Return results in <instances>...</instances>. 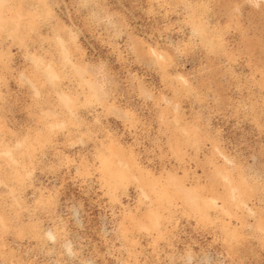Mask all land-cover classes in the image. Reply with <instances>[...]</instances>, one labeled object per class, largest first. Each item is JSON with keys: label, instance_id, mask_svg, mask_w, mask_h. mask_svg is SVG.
Instances as JSON below:
<instances>
[{"label": "rangeland", "instance_id": "rangeland-1", "mask_svg": "<svg viewBox=\"0 0 264 264\" xmlns=\"http://www.w3.org/2000/svg\"><path fill=\"white\" fill-rule=\"evenodd\" d=\"M0 264H264V0H0Z\"/></svg>", "mask_w": 264, "mask_h": 264}]
</instances>
